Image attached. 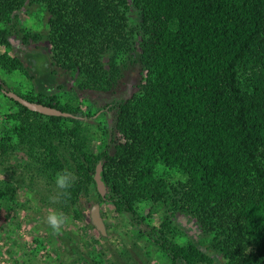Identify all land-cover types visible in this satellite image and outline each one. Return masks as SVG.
Here are the masks:
<instances>
[{
	"label": "trees",
	"instance_id": "1",
	"mask_svg": "<svg viewBox=\"0 0 264 264\" xmlns=\"http://www.w3.org/2000/svg\"><path fill=\"white\" fill-rule=\"evenodd\" d=\"M27 1L49 14L51 64L76 72L81 88L93 92L117 85L118 67L112 63L108 71L102 58L129 40L130 1L141 16L143 76L138 92L112 100L111 131L122 140L110 138L97 151L82 124L91 115L78 106L43 87L36 96L19 94L70 113L42 114L6 96L0 84L16 108L5 115L0 156L22 152L51 178L71 173L70 187L58 191L66 206L92 185L97 190L100 163L106 191L97 190L96 202L128 215L170 264L212 260L193 243L174 242L169 217L144 229L142 203L194 218L225 264H264V0H0V24ZM8 35L0 26V45H10ZM38 38L22 35L16 56L0 55V68H26L29 39ZM160 167L178 171L183 181L172 184Z\"/></svg>",
	"mask_w": 264,
	"mask_h": 264
},
{
	"label": "rangeland",
	"instance_id": "2",
	"mask_svg": "<svg viewBox=\"0 0 264 264\" xmlns=\"http://www.w3.org/2000/svg\"><path fill=\"white\" fill-rule=\"evenodd\" d=\"M129 4L124 22L129 40L124 46L106 52L102 58L108 71L112 63L119 69L117 85L110 91L82 89V78L76 72H65L51 64L49 14L42 5L29 1L13 13L9 23L0 24L7 29L10 42L9 46L0 45V55L16 56L15 43L24 34L35 33L39 38L29 39L27 46L32 57L26 61V68L10 72L0 68V84L18 94L33 96L43 87L55 94L61 103L78 106L83 113L91 115L82 124L94 151L104 147L110 138L122 140L119 132L111 131L112 100L138 92L143 76L138 63L141 16L130 1ZM40 52L43 55H38ZM15 109L0 92V132L9 125L5 115ZM159 171L164 172L172 184L183 181L176 170L160 167ZM0 183L8 190L0 200V264H170L130 217L117 213L108 201L100 202L105 234L93 226L90 208L98 198L93 185L77 203L66 206L58 198L55 178L40 171L22 152L0 156ZM139 210L144 217V229L158 227L163 218L169 217L170 236L174 242L193 243L212 260L211 264H225L222 255L210 247L211 235L202 232L191 216L178 212L171 215L163 204L142 203ZM50 211L66 217L58 232L47 223Z\"/></svg>",
	"mask_w": 264,
	"mask_h": 264
},
{
	"label": "water",
	"instance_id": "3",
	"mask_svg": "<svg viewBox=\"0 0 264 264\" xmlns=\"http://www.w3.org/2000/svg\"><path fill=\"white\" fill-rule=\"evenodd\" d=\"M3 93L12 98L13 100L19 102L23 106L27 107L28 109L32 111H36L42 114L46 115H62V116H69L70 113L62 111L58 108L51 107L36 101H30L22 96H20L18 93L3 89ZM100 170H101V164L99 163L96 167L95 174H94V180L96 183V188L100 195H104L106 188L104 182L101 180L100 177ZM90 220L93 224V226L102 234H105V225L102 220V217L100 215V204L95 202L90 208Z\"/></svg>",
	"mask_w": 264,
	"mask_h": 264
},
{
	"label": "clouds",
	"instance_id": "4",
	"mask_svg": "<svg viewBox=\"0 0 264 264\" xmlns=\"http://www.w3.org/2000/svg\"><path fill=\"white\" fill-rule=\"evenodd\" d=\"M71 173L67 170H62L55 175V184L60 189H68L71 185ZM66 222V217L57 211H50L47 216V223L54 232H58L60 227Z\"/></svg>",
	"mask_w": 264,
	"mask_h": 264
}]
</instances>
